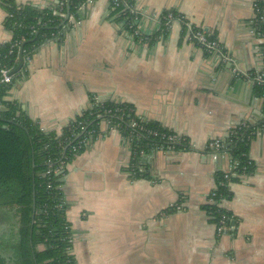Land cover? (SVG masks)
Wrapping results in <instances>:
<instances>
[{"label":"crops","instance_id":"crops-1","mask_svg":"<svg viewBox=\"0 0 264 264\" xmlns=\"http://www.w3.org/2000/svg\"><path fill=\"white\" fill-rule=\"evenodd\" d=\"M141 44L113 22L109 0H92L67 21L62 42L42 44L4 101L20 106L45 132L59 133L89 108L90 98L132 105L145 121L184 137L192 151H153L149 179L126 172L121 135L99 136L65 165L60 188L76 264H264V132L250 142L254 171L229 183L220 208L233 229L218 236L203 206L226 161L211 160L210 140H226L241 121L263 119L262 99L248 76L263 68L252 31L254 4L264 0H132ZM50 8L57 0H12ZM174 12L164 36L160 19ZM0 5V48L9 43ZM185 25L217 39L238 75L187 38ZM183 28L185 31H183ZM0 109H2L0 107ZM180 204L182 211L172 208Z\"/></svg>","mask_w":264,"mask_h":264},{"label":"trees","instance_id":"trees-1","mask_svg":"<svg viewBox=\"0 0 264 264\" xmlns=\"http://www.w3.org/2000/svg\"><path fill=\"white\" fill-rule=\"evenodd\" d=\"M85 1L57 0L50 8L41 9L31 5L16 7L12 0H0L5 13L12 15L11 18H5V26L11 33V39L0 48V66L13 71L18 64L19 53L16 48L12 55H8L10 45L16 42L19 46L23 45L21 70L13 76L11 86L4 87L0 84V208L14 209L17 217L14 246L9 247L5 241L0 242V264H76L71 253L72 234L66 218L60 178L65 165L86 149V146L78 147L85 136L80 126L86 131L97 132L98 124L103 119H109L112 124L117 125L123 143L128 144L131 151L126 172L136 179L150 178L144 156L165 147L162 135L173 134L158 123L138 117L132 105L100 102L95 97L90 98L89 108L59 133L45 132L24 115L19 105L4 101L13 84L25 74L26 57L35 54L46 42H62L67 22L52 16V10L62 9L65 13L69 12L74 19H78L79 7ZM257 5L264 9V1L258 2ZM133 6L132 0H109L108 8L113 22L121 24L129 34L132 32L131 23L137 18ZM168 14H171L173 19L179 17L174 12H164L160 19V36L167 32ZM259 15H262V12ZM255 23L257 21L252 22V26ZM257 25L264 27L262 22ZM158 36L147 38L146 42L150 44ZM254 95L262 99L264 112V97L259 86L254 85ZM106 111L110 113L105 114ZM97 114H101V117L96 118ZM131 123H135L136 128H132ZM150 132H156L157 135L154 136ZM95 137L96 135H93L92 140H95ZM248 137V130H235L224 140L225 151L237 164V174L244 176L254 171V166L248 158L252 137ZM173 148L175 152L192 151L184 137L173 143ZM140 152H143V156ZM60 165H63L62 173L57 175L55 170ZM47 171L50 173L47 174ZM234 181H238V178L224 179L223 172L217 173L215 199L230 200L228 185ZM203 209L207 216L212 215L208 216L212 223L221 214L231 218L228 212L221 208L218 210L215 206L204 205ZM229 224L231 225V220ZM1 252H6L9 256H2Z\"/></svg>","mask_w":264,"mask_h":264},{"label":"built area","instance_id":"built-area-1","mask_svg":"<svg viewBox=\"0 0 264 264\" xmlns=\"http://www.w3.org/2000/svg\"><path fill=\"white\" fill-rule=\"evenodd\" d=\"M91 3H92V0H86L84 2V4L79 7V11L83 10L86 5H89ZM257 3H255L253 6L254 7V14H255L253 22L257 21V23L262 22L264 24V9L263 10L260 9L258 7ZM60 5L62 6L63 4H60ZM115 6H117L116 2H115ZM261 12H262V15H259ZM52 16L59 17V19H65L66 13L63 12L62 9L52 10ZM6 17L11 18L12 15L6 14ZM166 19H167L166 20L167 26L169 27L170 22L174 19H173L171 14H168L166 16ZM67 21L68 22L73 21V16L69 15ZM257 23L253 24L252 31H253V35L262 43L260 45V48H259V53H260V56L263 60V68L260 71L255 72L253 74H250L248 76L251 78L254 85L259 86L262 89L263 97H264V46H263V44H264V27H262V28L258 27ZM120 26H122V25L120 24ZM130 28L132 29L130 36L135 38L137 40V42H139L141 44H145L146 40H147V36H144L141 34L140 27L138 26V23L136 22V20L132 21ZM185 28H186L187 38L194 46L201 49L206 55H208L210 57H214L217 60V63L219 65L226 66V65L230 64L231 66H234L232 68V73L235 76L238 75L239 71L237 70V67L235 65L234 60L224 50V47L222 46V44L217 39H215L212 36H209L207 33H204L201 29L194 28V27L189 26V25H185ZM20 47L21 46H19L18 42L11 44L9 51H8V55H12L13 51L16 48L18 49V53H19ZM30 57L31 56L26 57L27 62L30 60ZM10 73H11L10 68H7L5 66H0V84L3 85L4 87H9L13 83V76L14 75H11ZM0 107H1V105H0ZM109 113H110L109 111L105 112V114H109ZM100 117H101V114L96 115V118H100ZM101 123L105 124L109 130H113V131H116L119 133L118 126L112 124L109 119H103L99 122L97 132L95 130L86 131L83 129L82 126H80V130H83V132H85V136L80 141V143L78 145L79 148L82 146L87 147L93 141L92 140L93 135H96L95 138H97L99 136V125ZM131 127L136 128V124L131 123ZM235 130H238V131L248 130L249 131V137L250 138L252 137V139H253V137L256 134L264 132V112H263V119L261 121H259L258 123L252 124V123H249L248 121H241L229 130V134L232 132L234 133ZM83 132L81 134H79L78 137L81 136L83 134ZM150 134H152L154 136L157 135L156 132H150ZM181 137L182 136H179L176 133H173L170 135H162V138L165 141L166 145L164 148L163 147L161 148V151L175 152V150L173 148V143L178 142ZM126 145L129 149V152L131 155L130 146L128 144H126ZM225 150H226V146H225V143L223 140H219V139L210 140L206 145V153H207V156L211 160H213V161H217V160L226 161L227 169L223 172L224 179H229L230 177L239 178V177L244 176L243 174H240V175L237 174V172H236L237 164L233 160V158L228 155V153ZM140 155L143 156V152H140ZM62 169H63V165L58 166V168L55 170V173H57V175L62 173L61 172ZM49 173H50V171H47V174H49ZM215 189L209 193V196L207 197V204L206 205L215 206L218 210H220V204L222 201L215 199ZM172 209L176 212H180L183 210V208L181 207L180 204H176L175 206H173ZM208 216L211 217L212 215H208ZM230 220H231V218L227 217L225 214H221L219 216V218L213 223L215 226L216 234L218 236H220V235L226 233L227 231H230L233 229V226L229 224Z\"/></svg>","mask_w":264,"mask_h":264},{"label":"rangeland","instance_id":"rangeland-1","mask_svg":"<svg viewBox=\"0 0 264 264\" xmlns=\"http://www.w3.org/2000/svg\"><path fill=\"white\" fill-rule=\"evenodd\" d=\"M17 232V217L14 209L0 208V242L5 241L9 247L14 246ZM1 255L9 256L6 252ZM9 264V263H7Z\"/></svg>","mask_w":264,"mask_h":264},{"label":"water","instance_id":"water-1","mask_svg":"<svg viewBox=\"0 0 264 264\" xmlns=\"http://www.w3.org/2000/svg\"><path fill=\"white\" fill-rule=\"evenodd\" d=\"M68 16H69V12L66 13V17L64 19V23L67 22ZM22 48H23V45L20 47V50H19L18 64H17L16 68L13 71H11V73H10L11 75H15L16 73H18L21 70L22 66H23ZM228 67H229V69H231V65L230 64H229Z\"/></svg>","mask_w":264,"mask_h":264}]
</instances>
